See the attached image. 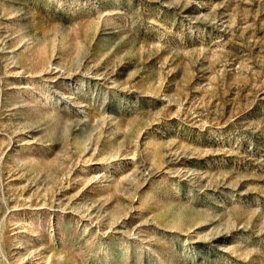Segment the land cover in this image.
Listing matches in <instances>:
<instances>
[{"label":"rangeland","instance_id":"rangeland-1","mask_svg":"<svg viewBox=\"0 0 264 264\" xmlns=\"http://www.w3.org/2000/svg\"><path fill=\"white\" fill-rule=\"evenodd\" d=\"M0 264H264V0H0Z\"/></svg>","mask_w":264,"mask_h":264}]
</instances>
